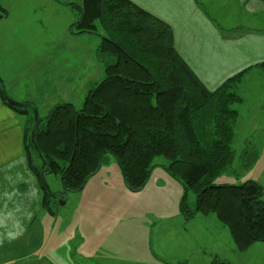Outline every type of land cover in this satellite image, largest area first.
<instances>
[{
  "label": "rangeland",
  "instance_id": "rangeland-1",
  "mask_svg": "<svg viewBox=\"0 0 264 264\" xmlns=\"http://www.w3.org/2000/svg\"><path fill=\"white\" fill-rule=\"evenodd\" d=\"M81 5L82 0H0V80L10 99L36 108L26 116L32 128L35 111L45 127L47 117L60 105L69 103L81 110L106 77L99 50L103 37L78 34ZM221 13L204 12L214 19ZM232 15L219 16L222 24L229 19L228 29L234 26ZM258 15L262 19L258 18L255 28L259 40L251 41L264 51V12ZM251 30L227 33L237 39L251 35ZM228 45L239 47L236 42ZM261 64L247 70L237 89L242 102L234 105L239 114L234 158L214 186L255 182L264 190ZM203 71L199 73L207 70ZM21 117L22 122L27 119ZM14 164L25 166L24 171L4 173L0 181L17 196L28 198V203L8 199L13 204L6 200L0 204V264H264L263 242L240 250L215 214L184 216L181 204L186 192L166 171L169 160L165 157L155 160L157 167L141 191L126 187L111 155L102 158L99 172L80 192L66 193L59 176L47 175L54 214L42 207V192L32 187L26 153L16 157ZM0 187H4L1 182ZM196 201V194L187 192L185 212L195 211Z\"/></svg>",
  "mask_w": 264,
  "mask_h": 264
},
{
  "label": "trees",
  "instance_id": "trees-1",
  "mask_svg": "<svg viewBox=\"0 0 264 264\" xmlns=\"http://www.w3.org/2000/svg\"><path fill=\"white\" fill-rule=\"evenodd\" d=\"M76 28L78 34L103 37L99 50L106 77L81 110L60 105L45 127L38 117L34 144V125L26 131L24 150L44 209L54 214V194L43 184L47 175L59 176L66 193L75 192L111 155L126 187L141 191L157 167L155 160L165 157L169 175L196 194L193 212H185L187 194L183 198L185 217L215 214L240 250L264 243L263 188L255 182L213 185L233 162L239 118L234 105L242 102L237 89L247 70L209 90L178 54L171 27L131 0H82ZM258 67L264 69V63ZM0 95L19 113L36 110L28 104L22 109L8 105L1 80Z\"/></svg>",
  "mask_w": 264,
  "mask_h": 264
},
{
  "label": "crops",
  "instance_id": "crops-1",
  "mask_svg": "<svg viewBox=\"0 0 264 264\" xmlns=\"http://www.w3.org/2000/svg\"><path fill=\"white\" fill-rule=\"evenodd\" d=\"M131 1L172 28L178 54L209 90H216L228 78L248 70L252 66L264 63V51H261L262 49L259 51L258 45H253L254 42L251 41L257 40L258 42L259 40L255 33L258 29L255 30V28L259 27L258 18L260 17L258 14L264 12V2L261 0ZM205 11L222 12L219 15L222 16L221 18H226L227 13L228 17L233 14L231 19L234 26L228 29L226 23L229 22V19H224L222 24V19L220 20L219 16H215L214 19L212 15L204 14ZM235 12L236 14H234ZM223 13L226 14L223 15ZM244 28H251V35H240V38L237 39L228 36L227 32H238ZM261 37L263 38L264 34H261ZM235 42L239 45L236 49L228 45ZM248 44H252V47ZM221 55L230 58L224 60L225 58ZM224 64L226 67L223 66L220 69V65ZM203 69L207 71L200 74L199 71H203ZM28 115H23L5 105L0 95V174L2 175L0 179H4V173L12 175L23 172L25 169V166H17L14 162L16 157L25 155V134L31 126V120L26 117ZM21 116H25L27 119L22 122ZM28 171L34 180L32 187L41 191L38 180L30 168ZM0 182L4 184V187H0V204L5 200L6 204H13L8 199H13L14 203L17 199L23 200L24 205L28 203V198L17 196L16 191L8 190L5 187L6 183ZM41 201L43 207V193ZM22 203L17 204L18 209L22 210L20 207Z\"/></svg>",
  "mask_w": 264,
  "mask_h": 264
},
{
  "label": "water",
  "instance_id": "water-1",
  "mask_svg": "<svg viewBox=\"0 0 264 264\" xmlns=\"http://www.w3.org/2000/svg\"><path fill=\"white\" fill-rule=\"evenodd\" d=\"M5 99H6L7 104L12 106V107H14V108L22 109L25 106V104L17 103L15 101H13L12 99H10L7 96L6 93H5ZM37 123H38V115H37V113L35 111V123H34V128H33L32 134H31V139H32V143L33 144H34V135H35V131H36V128H37ZM86 183L82 187H80L77 191H75V192L83 191L85 189ZM43 184L50 191V189H49L44 177H43ZM185 192H186L185 194H187V191H185ZM61 202H63V201H61Z\"/></svg>",
  "mask_w": 264,
  "mask_h": 264
},
{
  "label": "flooded vegetation",
  "instance_id": "flooded-vegetation-1",
  "mask_svg": "<svg viewBox=\"0 0 264 264\" xmlns=\"http://www.w3.org/2000/svg\"><path fill=\"white\" fill-rule=\"evenodd\" d=\"M54 196V195H53ZM53 196H52V198H53ZM54 199V198H53Z\"/></svg>",
  "mask_w": 264,
  "mask_h": 264
}]
</instances>
